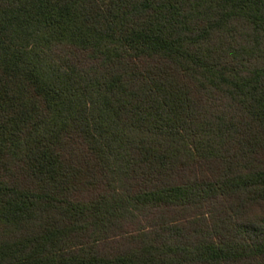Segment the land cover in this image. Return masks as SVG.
<instances>
[{"label":"trees","instance_id":"obj_1","mask_svg":"<svg viewBox=\"0 0 264 264\" xmlns=\"http://www.w3.org/2000/svg\"><path fill=\"white\" fill-rule=\"evenodd\" d=\"M0 264H264V0H0Z\"/></svg>","mask_w":264,"mask_h":264}]
</instances>
